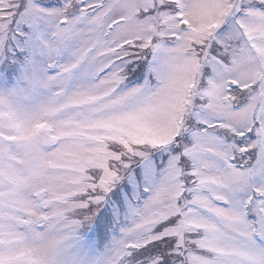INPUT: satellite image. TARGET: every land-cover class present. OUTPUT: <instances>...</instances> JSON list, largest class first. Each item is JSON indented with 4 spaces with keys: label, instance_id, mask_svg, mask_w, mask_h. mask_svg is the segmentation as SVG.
I'll use <instances>...</instances> for the list:
<instances>
[{
    "label": "snow or ice",
    "instance_id": "6c2138e0",
    "mask_svg": "<svg viewBox=\"0 0 264 264\" xmlns=\"http://www.w3.org/2000/svg\"><path fill=\"white\" fill-rule=\"evenodd\" d=\"M0 264H264V0H0Z\"/></svg>",
    "mask_w": 264,
    "mask_h": 264
}]
</instances>
